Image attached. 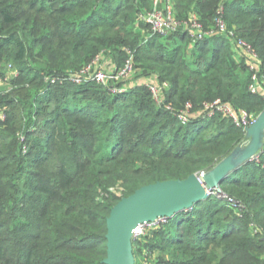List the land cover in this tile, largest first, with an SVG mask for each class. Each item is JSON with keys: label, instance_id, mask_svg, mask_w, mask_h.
Segmentation results:
<instances>
[{"label": "trees", "instance_id": "trees-1", "mask_svg": "<svg viewBox=\"0 0 264 264\" xmlns=\"http://www.w3.org/2000/svg\"><path fill=\"white\" fill-rule=\"evenodd\" d=\"M179 22L229 30L264 71V0H171ZM153 0H0V264H103L107 219L143 186L207 173L246 143L215 115L183 126L147 85L114 94L95 82L51 84L107 53L117 68L168 83L167 105L195 111L217 99L256 118L264 99L227 36L193 43L180 29L151 36L140 22ZM134 75V76H135ZM134 79V78H133ZM20 134V137L18 135ZM26 147V150L23 149ZM221 192L133 239L136 264H264V150L231 173ZM257 230V233L255 232Z\"/></svg>", "mask_w": 264, "mask_h": 264}, {"label": "built area", "instance_id": "built-area-1", "mask_svg": "<svg viewBox=\"0 0 264 264\" xmlns=\"http://www.w3.org/2000/svg\"><path fill=\"white\" fill-rule=\"evenodd\" d=\"M153 9L149 12L140 15V22L149 26L151 36L168 37L175 34L182 29L187 32L193 43L205 40L206 38L224 35L227 36L233 45L234 52L239 59L245 60V65L251 72V81L249 91L253 95H258L264 99V71L262 70V63L256 50L244 40L237 37L234 30H229L224 19L223 12H218L214 24L210 27H205L193 15L190 21L179 22L175 16L174 5L171 0H153ZM122 68H117L110 57L104 53L99 54L91 63L86 65L78 73H70L62 77H48L47 81L51 84L64 83L70 81L76 85H83L87 82H95L114 93H121L128 90L130 87H135L139 84L147 85L152 95L153 101L160 107L165 106L166 110L172 113L181 125H188L196 118H210L215 115H221L223 118L230 120L238 128L246 130L254 123L256 118H253L247 111H237L231 105L217 99L213 102L204 103L203 107L195 111L191 103L185 104L183 108L176 109L173 105H167L166 92L169 90L168 83H160L152 76L148 79L142 80V83L132 81L135 75L134 55L129 53ZM15 75V70L9 66L5 77H0V88L9 85V80ZM1 95V92H0ZM7 110L6 107L0 105V124L6 122ZM20 137V134L18 135ZM26 150V147H23ZM205 173L199 176L203 177ZM220 198L225 199L226 202L234 209L240 210L239 202L229 198L222 192H214ZM167 219H158L152 223L145 224L136 229L134 239L143 236L148 229L158 225L160 222H165ZM257 233V230L255 229Z\"/></svg>", "mask_w": 264, "mask_h": 264}, {"label": "water", "instance_id": "water-1", "mask_svg": "<svg viewBox=\"0 0 264 264\" xmlns=\"http://www.w3.org/2000/svg\"><path fill=\"white\" fill-rule=\"evenodd\" d=\"M264 150V110L246 130V143L238 146L203 177L196 174L143 186L131 196L121 199L107 219V256L103 264H136L133 250L137 228L158 219H171L191 210L221 192L224 180L253 161Z\"/></svg>", "mask_w": 264, "mask_h": 264}, {"label": "rangeland", "instance_id": "rangeland-1", "mask_svg": "<svg viewBox=\"0 0 264 264\" xmlns=\"http://www.w3.org/2000/svg\"><path fill=\"white\" fill-rule=\"evenodd\" d=\"M107 57H110L107 53H104ZM111 58V57H110ZM112 59V58H111ZM134 78V79H133ZM149 78V77H148ZM148 78H145V77H139V76H137V74L134 76V77H132V81H134V82H139V83H142L141 81L142 80H145V79H148ZM10 90H11V87L9 86V85H5V86H3L2 88H0V92H1V94L2 93H8V92H10ZM147 263V261L144 259H142L141 260V264H146Z\"/></svg>", "mask_w": 264, "mask_h": 264}]
</instances>
